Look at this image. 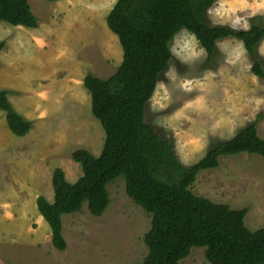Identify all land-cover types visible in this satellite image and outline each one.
Returning <instances> with one entry per match:
<instances>
[{
  "label": "rangeland",
  "instance_id": "obj_1",
  "mask_svg": "<svg viewBox=\"0 0 264 264\" xmlns=\"http://www.w3.org/2000/svg\"><path fill=\"white\" fill-rule=\"evenodd\" d=\"M28 1L39 20L37 29H28H36L42 46L37 49L21 37L14 47L13 37L25 30L0 22V65L11 58L2 67L0 90L8 91L13 108L28 120L13 91L25 87L36 100L25 136L10 131L0 109V264H140L148 253L144 235L151 215L128 196L123 176L108 183L110 203L101 216H93L87 203L62 216L65 250L54 247L51 228L36 207L39 195L49 201L54 197L50 173L56 167L70 182L82 175L74 150L85 148L94 155L102 150L105 132L91 111L83 78L87 73L107 78L122 61V46L106 21L117 0ZM207 19L234 29L264 25V0H216ZM216 46L208 58L194 34L185 28L177 32L173 58L147 105L146 122L173 138L185 166L251 122L264 138V79L252 72L253 59L241 40L227 37ZM255 50L264 66V38ZM191 190L233 209L247 207L246 226L253 231L264 227V157L246 152L221 156L218 167L198 173ZM179 264H210L205 247H192Z\"/></svg>",
  "mask_w": 264,
  "mask_h": 264
},
{
  "label": "trees",
  "instance_id": "obj_2",
  "mask_svg": "<svg viewBox=\"0 0 264 264\" xmlns=\"http://www.w3.org/2000/svg\"><path fill=\"white\" fill-rule=\"evenodd\" d=\"M215 1L117 0L110 9L107 25L119 39L123 59L109 77L87 73L83 79L91 111L105 132L102 150L99 155L85 148L74 150L72 158L82 175L70 182L56 167L53 201L37 197V210L51 228L56 249L67 248L62 216L81 211L84 203L93 216H101L110 203L108 183L123 176L128 196L151 215L144 235L148 253L140 264H179L194 246L205 247L210 264H264V227L253 231L246 226L248 208L233 209L191 190L198 173L218 167L221 156L246 152L264 157V138L256 122L215 142L200 160L185 166L175 153L173 138L159 134L145 120L160 76L173 58L171 41L183 28L194 34L208 58L216 54L217 41L241 40L253 59L252 72L264 79L255 50L264 38V25H211L207 14ZM0 22L39 26L28 0H0ZM7 95V90H0V109L12 133L25 136L32 122L13 108Z\"/></svg>",
  "mask_w": 264,
  "mask_h": 264
},
{
  "label": "crops",
  "instance_id": "obj_3",
  "mask_svg": "<svg viewBox=\"0 0 264 264\" xmlns=\"http://www.w3.org/2000/svg\"><path fill=\"white\" fill-rule=\"evenodd\" d=\"M24 26H21V25H18V26H16V29L18 28H21V29H23V30H25V31H23V33L22 34H20V35H16L15 37H13V44H14V47H16V45H17V43H19V42H21V40H19L21 37H23L25 40H27V42L29 43V45H34L33 47H37V49L40 47V46H42L40 43H39V41H40V39H39V37L34 33V31H36V29L39 27H37L35 30H33V31H31V29H28L27 27H26V29H24L23 28ZM21 29H19V30H21ZM6 51L8 52V53H10L11 51L10 50H8V49H6ZM14 51H16V48H14ZM41 51V50H40ZM1 52V51H0ZM123 59V58H122ZM1 60V59H0ZM43 61H44V63H43V66H44V64H45V59H43ZM9 63H11V58H10V56H8V59H6V61L5 62H1V65H0V73H1V70H2V67L5 65V64H9ZM3 68H5V67H3ZM44 68H45V66H44ZM17 70H18V67H17ZM85 77V76H84ZM31 78V77H30ZM84 79V78H83ZM25 80V79H24ZM24 80H23V82H24ZM22 90H23V92H20V93H18L17 91H13V92H16V94H14L15 96H16V98L18 99L17 100V102H20L21 103V105L23 106V108L25 107V110H23L22 108H21V106H19V104H16L17 105V107H18V110L21 112V111H23V112H21V113H24L25 112V116L26 117H28L30 120L32 119V118H30L29 117V113L31 112V110L33 109V104L35 103V102H33V101H36L34 98H35V95H33V93L32 92H30L28 89H26L25 87H23L22 88ZM27 92H29L32 96H30ZM34 96V97H33ZM77 98V97H76ZM78 100V99H77ZM31 102H33L32 104H31ZM36 104H39V102L37 101V103ZM28 113V114H27ZM24 115V114H23ZM35 117V116H34ZM9 127V126H8ZM5 129H6V127L4 128V130H3V133L5 132ZM10 129V128H9ZM11 131V130H10ZM8 132V134L10 135V133H9V131H7ZM12 132V131H11ZM13 137V136H12ZM41 148H42V146H41ZM11 156H12V153H9V159L11 158ZM5 159H7V156H5L4 157ZM1 162H3L2 160H0V163ZM50 175H52L51 173H50ZM32 176V175H31ZM50 183H51V178H50ZM45 186V185H44ZM53 198L54 197H52L51 198V200L50 201H53ZM49 200V199H48ZM37 207V206H36ZM44 220V219H43ZM44 222V221H43Z\"/></svg>",
  "mask_w": 264,
  "mask_h": 264
}]
</instances>
